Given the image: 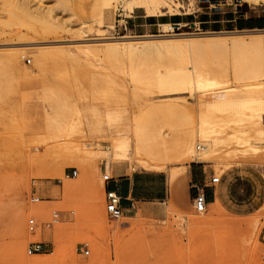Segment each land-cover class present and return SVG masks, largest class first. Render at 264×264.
I'll use <instances>...</instances> for the list:
<instances>
[{
  "label": "rangeland",
  "instance_id": "1",
  "mask_svg": "<svg viewBox=\"0 0 264 264\" xmlns=\"http://www.w3.org/2000/svg\"><path fill=\"white\" fill-rule=\"evenodd\" d=\"M102 1L32 0L52 14L43 30L35 18L13 21L0 12V264H264V140L252 138L248 126L253 124L248 118L264 121V52L240 51L233 63L171 46L140 50L133 57L106 51L101 47L107 36L163 38L167 33L162 25L156 32L135 31L134 14L147 15L143 8L131 12L120 1L100 12ZM164 1L168 15L213 9L198 0ZM225 4H241L243 11L264 16V6L243 0ZM33 23L41 25L39 31H32ZM180 26L169 32L204 37L264 29ZM46 47L52 54L36 61ZM14 48L28 75L4 63L2 53ZM61 48L72 50V59ZM184 69L215 77L230 94L233 85L250 84L249 90L240 88L225 98L259 99L252 110L228 112L214 107L194 85L187 89L175 77L161 82V75ZM33 99L42 105L41 128H31ZM213 114L220 139L206 160H197L208 142L199 135L201 119ZM194 161L206 165L211 177H220L204 212L195 209L188 183L180 180ZM115 166L162 171L175 192L112 218L104 174L112 177ZM173 171L178 176L172 188ZM68 182L77 187L67 192ZM37 242L44 249L30 252ZM18 243L24 245L22 253Z\"/></svg>",
  "mask_w": 264,
  "mask_h": 264
},
{
  "label": "bare ground",
  "instance_id": "2",
  "mask_svg": "<svg viewBox=\"0 0 264 264\" xmlns=\"http://www.w3.org/2000/svg\"><path fill=\"white\" fill-rule=\"evenodd\" d=\"M120 1L122 2V5L128 10H130L131 12L134 11L135 8H143L145 12H147V15H157V14L161 15V13H164V10H163L164 9L163 5L165 2L164 0H103L102 4L100 3L101 5L99 6L100 12L105 10L106 8H110V6ZM243 1L251 4L252 6H264V0H243ZM31 2L32 0H0V9L2 10L0 12L3 13L6 11V13L8 14V15L6 14L7 15L6 18L8 17L10 20L12 19L13 21L14 19H18V20L21 19L22 21L28 17L35 18V20L40 22L42 25H43V22L52 21V19L50 18L52 14L49 13L48 10L46 11L44 7H42V5L40 4L36 5L35 7V5H33ZM2 13L0 14V17L2 16ZM35 23H33V25H31L30 27L32 28V31L34 30V32L39 31L41 27L40 24L36 25ZM161 25H162V29L167 33L164 35L161 34V36H165L163 38L157 37V35L156 37L141 36L138 38L132 37L131 35L122 36V37L107 36L106 39L104 37L105 40L102 39L103 43L102 42L101 43L103 44V46L101 48L106 51H112V50L127 51L128 56L133 57L135 54L137 55L139 53L137 51H140V50L147 51V52H150V51L155 52V51H159L163 49L162 47L166 48L167 46H171V47H179L182 49H187V51L191 50L197 56H200L202 53H206L207 55L210 54L208 58H211L210 56L212 55L213 57H215V59L218 60V62H222L224 60L230 59L233 63H236V61L238 60L239 53H242L243 51L248 52L249 50L250 51L258 50L261 53L264 52V29H256V30L252 29L253 31L251 30L252 32L251 35L250 33L249 35L246 34L247 33L246 31L248 30L243 29L245 30V34L247 36H243L245 35L243 33L242 35L241 34L235 35L229 32L225 33L226 31H224V33L214 31L215 33L214 32L205 33V35L203 33L204 37H199L198 35H196V33L194 34L193 32L192 33L189 32L185 34L170 33L169 31L173 30L172 23H164ZM43 27L44 25L41 28L42 30H43ZM243 30L240 32H243ZM20 33H18V35ZM20 37H22L21 39L26 40L25 37L23 36H20ZM78 48L82 49V47L80 46H78ZM89 50L93 51L92 48ZM97 50H100V49L97 48ZM59 52L63 56L67 57V59L68 58L72 59V57L74 56V53L72 50H67L65 48H61ZM39 54H40V57H36V61H40L45 58L47 59V57L50 54H52V52L46 47L45 50L40 49ZM2 57L4 58V63H7L9 64V66H12L15 71H18L19 73L25 72V75L26 74L28 75V73H26L28 70L25 69L26 66L22 67L20 65L21 52H19L18 49L14 48L12 50L10 49L8 51H5L2 53ZM43 62H45V60ZM30 71L31 73L34 72L32 70ZM172 77H175L174 78L175 81H177L179 85L184 86L187 89H190L192 85H194V87L197 90H200V92L201 91L205 92L204 94H206V96L212 99L211 101H212L213 106L217 107L218 109L222 108L223 111L231 112V111H236L239 109L252 110L251 106H254L256 101L259 99V97L250 96V95H244L243 97L238 98V99H235L234 97L225 98L223 96L225 95L227 96L230 94V93H227L226 89H224L228 85H223L215 77H210L208 75L203 74L202 72H196L195 75H191L189 71L184 69V71L182 70V72H180L178 75L171 74V73L161 75L160 80L161 82L164 83V82H167ZM249 85L250 84L242 85V86H247V87H239V85L237 86L233 85L231 89V91L233 92L230 94V96L233 93L234 94L237 93V90L240 88L249 90ZM215 115L216 114H213L209 118L201 119L202 121L200 124V131H199L200 134L199 132L198 134L201 135V137L203 136V138L206 139L208 142H204L205 144L202 149L203 151L201 150L200 152L196 153L197 160H206L207 155L210 154V152L214 151V147L217 145L218 140L220 139V137H218V130H216V128H214V126L212 125V123H215L214 121H216L213 118V116L215 117ZM258 115H260V113ZM240 120H244V119L241 118ZM251 121L253 124L248 125V126L251 127L250 130L253 132L251 134L252 138H255V140L257 138L264 140V121L261 120L260 122H255V120L248 118V124H251ZM243 134H241L242 137H243ZM242 137L240 139H242ZM247 140L249 141L248 137H247ZM119 145L120 146L118 147L117 152H115V156L113 155L115 159H117L120 156V150H122L124 144L122 142V143H119ZM90 149H92L91 146H90ZM92 152L93 151H91V154ZM177 175H178V172L173 171L171 173V178H174ZM76 185L77 183L75 184V183L68 182L67 184H65L64 187L67 192H70L77 187ZM217 204L220 205L219 201H217ZM100 218L103 219L102 216ZM19 224L21 223L19 222ZM20 233L21 235H24L25 231L22 229L20 230ZM23 247L24 245L22 243H18L17 248L18 250H20L19 251L20 253H22Z\"/></svg>",
  "mask_w": 264,
  "mask_h": 264
},
{
  "label": "crops",
  "instance_id": "3",
  "mask_svg": "<svg viewBox=\"0 0 264 264\" xmlns=\"http://www.w3.org/2000/svg\"><path fill=\"white\" fill-rule=\"evenodd\" d=\"M205 7L202 6L203 10L200 12L185 14L149 16L134 12L133 20H136L137 23L133 24L132 29L140 32H156L160 31V26L164 23L197 24L206 30L264 28V16L256 12L243 11L241 4H235L232 7L223 4L216 10H207ZM31 103L28 106L33 109L31 128H41L44 125L43 111H39L42 105L36 99H33ZM101 167L104 172L106 163H103ZM188 167L186 178L182 177L180 180L188 183L190 197L194 200L197 192L204 190L208 203L211 202L215 197L216 188L215 184L211 182V175L207 173L206 165H199L198 161H194L189 163ZM177 176L174 178L170 176L172 188ZM105 189L115 190L121 196V205L124 210H130L141 203L164 201L172 195L173 191L175 192V189L171 190L168 176L162 171L134 170L128 172L120 166L113 167L112 179L106 181Z\"/></svg>",
  "mask_w": 264,
  "mask_h": 264
},
{
  "label": "built area",
  "instance_id": "4",
  "mask_svg": "<svg viewBox=\"0 0 264 264\" xmlns=\"http://www.w3.org/2000/svg\"><path fill=\"white\" fill-rule=\"evenodd\" d=\"M198 1L202 4L209 5L213 9H219L221 5L228 2V0H198ZM180 28L181 26L179 24H173V30H171L170 32H175V29H180ZM77 173H78L77 169H74L71 172L73 176H76ZM68 176H69V173H68ZM104 179L108 181L112 179V177L109 174H104ZM219 181H220V177L218 176L211 177V182L213 184H216ZM193 204H194L195 209L198 212L206 211L208 201H207V197H206L204 190H199L197 192L193 200ZM106 210L109 216H111L112 218H119L124 212V208L121 205V196L115 190L106 189ZM30 223H31L30 227L31 229H33L34 226L32 223H34V220L31 219ZM44 247L45 246L42 243H39V242L33 243L29 247V251L30 252H40L44 249ZM86 252L88 253L89 251H86Z\"/></svg>",
  "mask_w": 264,
  "mask_h": 264
}]
</instances>
